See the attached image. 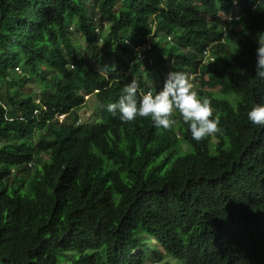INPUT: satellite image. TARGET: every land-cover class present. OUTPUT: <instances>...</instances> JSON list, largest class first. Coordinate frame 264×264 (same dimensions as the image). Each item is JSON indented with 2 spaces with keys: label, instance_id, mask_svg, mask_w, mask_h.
Masks as SVG:
<instances>
[{
  "label": "trees",
  "instance_id": "trees-1",
  "mask_svg": "<svg viewBox=\"0 0 264 264\" xmlns=\"http://www.w3.org/2000/svg\"><path fill=\"white\" fill-rule=\"evenodd\" d=\"M262 44L264 0H0V264H264V126L246 116ZM170 71L210 99L216 134L106 111ZM90 99L99 122L76 114Z\"/></svg>",
  "mask_w": 264,
  "mask_h": 264
},
{
  "label": "clouds",
  "instance_id": "clouds-1",
  "mask_svg": "<svg viewBox=\"0 0 264 264\" xmlns=\"http://www.w3.org/2000/svg\"><path fill=\"white\" fill-rule=\"evenodd\" d=\"M256 53V75L264 79V44ZM104 107L110 114L118 113L122 121L150 118L154 127L164 129L174 123L172 114L178 112L188 125L191 138L197 142L219 131V119L213 115L210 99L198 95L190 77L183 71H170L156 94L147 91L139 97L137 81L131 80L123 87L118 99ZM246 116L251 124L264 126V103L253 104Z\"/></svg>",
  "mask_w": 264,
  "mask_h": 264
},
{
  "label": "rangeland",
  "instance_id": "rangeland-1",
  "mask_svg": "<svg viewBox=\"0 0 264 264\" xmlns=\"http://www.w3.org/2000/svg\"><path fill=\"white\" fill-rule=\"evenodd\" d=\"M262 9V3L259 2V6L257 8V10H261ZM106 34V29H103V33H101V35H105ZM152 36V35H151ZM149 37L147 38V45L144 46L143 48H139V51H149L151 49V44L154 42L155 38L153 37ZM165 37L163 36H159L158 39L163 40ZM74 41L76 43V46L79 47L81 50V53L83 54L84 58L88 61H90L91 64L95 65L97 64V62L100 61V59L103 61V56L101 55V51L100 50H94L92 48H88L87 44L79 37V35H74ZM169 43L172 44V41L169 40L168 38L164 39L163 43ZM99 46L102 45V43H98ZM238 53V52H237ZM142 53L139 52L138 58H141ZM105 66L106 68L102 67L101 65H97L96 67L102 69V72L108 76L110 73V70L112 72H115V64L113 62H109L108 60L105 61ZM110 69V70H109ZM10 76H11V81L9 82L8 85V92H10L11 94H13L15 91L17 90H21L23 88V84L21 82L22 80V73L19 72H14L11 71L10 72ZM144 79H147L146 75H144ZM5 85L3 83L0 82V92H4V87ZM32 90H33V96H36L37 94H39L42 90V87L39 86L37 84V82H32L29 85ZM217 91V90H216ZM95 101L93 99H90L86 102V104L79 108L78 110H76V114L78 116V118H80L83 122L86 123H92V122H99L100 119L97 117L93 116V111L95 110ZM61 120V117H59ZM41 160L45 161L47 160V156L46 155H41ZM40 169V168H39ZM74 258L77 257L76 253H73ZM171 264H178L175 260H173L171 257H169L167 259ZM154 262V261H153ZM59 264H67V260L65 256H61L59 257Z\"/></svg>",
  "mask_w": 264,
  "mask_h": 264
},
{
  "label": "built area",
  "instance_id": "built-area-1",
  "mask_svg": "<svg viewBox=\"0 0 264 264\" xmlns=\"http://www.w3.org/2000/svg\"><path fill=\"white\" fill-rule=\"evenodd\" d=\"M205 54L208 56V52H206ZM209 59H210V58H209ZM210 60H212V59H210ZM61 119H62V117H61Z\"/></svg>",
  "mask_w": 264,
  "mask_h": 264
}]
</instances>
